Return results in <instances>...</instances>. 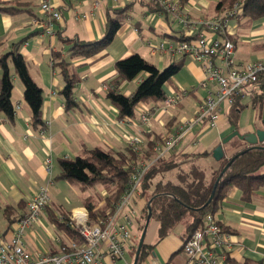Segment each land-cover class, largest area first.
Returning <instances> with one entry per match:
<instances>
[{"label":"crops","instance_id":"1","mask_svg":"<svg viewBox=\"0 0 264 264\" xmlns=\"http://www.w3.org/2000/svg\"><path fill=\"white\" fill-rule=\"evenodd\" d=\"M1 1H21L26 4V9L16 14L0 13V53L7 52L12 43L22 42L20 52L30 75L43 90L42 117L46 128L38 131L32 127L31 111L24 99L23 85L11 67V73L14 74L12 102L16 109L13 121L0 112V237L12 241L15 225L27 213L28 202L39 187L48 186L50 204L39 220L25 230L23 242L35 256L56 254L63 244L69 246L74 238L65 230L58 229L52 217L61 220L63 214L72 215L83 210L88 212L86 203L89 199L96 201L99 208L107 196L101 185H97L102 189L101 194L95 196L92 189L96 186L86 187L60 179V160L75 159L86 150L96 148L126 152L128 144L135 138L141 141L135 161L148 158L146 156H150L151 151L169 133L194 118L198 104L208 93L201 87L206 74L201 64L187 55L173 56L167 50L157 53L152 51L150 43H178L184 34L174 22L172 13L165 15L151 11L149 6L154 4L150 0H49L61 11L62 16L56 26V36L53 37L46 36L39 25L32 23L34 18L41 15L42 0ZM174 2L192 19L201 20L216 17L213 5L219 0H194L186 5H182L181 0ZM124 9L126 20L106 49L91 58L69 57V45L62 39L76 38L86 42L100 40L107 32L108 14ZM229 27V33H235L230 38L235 44L236 67L264 61V18L246 27L244 24L241 27L240 23L232 19ZM57 53L67 59L72 72L78 77L74 87L76 106L73 108H67L62 94L65 81L61 67L54 65V55ZM134 54L141 55L160 70L181 62L178 73L165 85L166 97L187 92L176 108L166 111L163 101L142 102L136 106L133 118H119V110L107 99L104 86L116 76V63ZM2 75L3 71L0 70V78ZM147 76V73H142L132 81L123 82L120 92L126 96L132 95ZM250 98V94H246L241 99L243 108L233 122L230 118L232 106H225L216 128H211L205 122L196 124L169 153V157L210 151L209 157L198 162L210 176L211 170L218 166L213 151L224 138L235 130L243 134L263 128L264 107L255 108ZM152 108L151 122L147 126L141 123V118ZM224 150L225 157H228L230 149L225 145ZM48 159L52 160L50 168L46 163ZM171 179L173 181L174 177ZM142 194L135 206V222L140 226L138 216L144 224L148 209V197ZM6 208H9L7 212ZM214 218L229 234L227 259L220 264H228V259L234 264H264V188L257 191L250 201L243 199L238 188H231L214 213ZM151 223L154 226L148 241L144 242L147 248L142 263L189 264L183 252L187 235L185 226L175 227L160 240L159 224L153 220ZM134 259V252L129 251L115 263L107 260L106 264H133Z\"/></svg>","mask_w":264,"mask_h":264},{"label":"trees","instance_id":"2","mask_svg":"<svg viewBox=\"0 0 264 264\" xmlns=\"http://www.w3.org/2000/svg\"><path fill=\"white\" fill-rule=\"evenodd\" d=\"M192 1L194 0H181V3L186 5ZM242 1L241 14L233 16V19L240 23L241 27L243 24L246 27L264 18V0H219L213 5L215 16H222ZM149 8L151 11L169 15V12L159 5H150ZM23 9H26V4L21 1L5 3L0 0V13L13 15ZM125 11L126 9L108 14L107 32L100 40L86 42L76 38L62 39L64 43L69 45L68 51L71 52L69 57L83 56L91 58L100 54L112 43L116 33L124 24L126 20ZM185 39V37L182 38V40ZM21 44L22 42L12 43L7 52L0 53V70L3 71L0 78V112L5 114L9 121H13L16 111L12 102L13 75L15 74L24 88V99L31 111L32 127L38 131H43L46 128V123L42 117L43 90L30 75L27 63L20 52ZM54 58V65L61 67V74L65 81L62 94L66 106L67 108H73L76 106L74 87L78 77L75 72H72L71 64L61 53L55 54ZM181 66V62H175L160 70L141 55H131L116 63L117 74L106 83V97L119 110L120 119L133 118L138 104L142 102H160L166 99L165 85L178 73ZM11 67L14 68V74L11 73ZM142 73H147L148 76L139 84L132 95L126 96L120 92V85L123 82L132 81ZM248 90L251 92V103L255 108L262 109L264 107V76L261 77L257 85L251 86ZM241 99L242 95L237 96L232 105L233 112L230 117L232 122L237 117V113L241 112L243 108ZM153 110L152 108L150 112H153ZM236 140L238 139L235 138L234 142L226 145L230 149L229 156L218 162V166L211 170L210 176L205 169L198 165L201 159L210 156V151L179 154L170 157L168 154L166 158L160 160L149 170L141 184V188L142 192L148 197L147 202L152 214L151 220L159 224L160 240L168 236L178 224L185 226L186 239L196 230L201 229L204 217L207 214L214 215L231 188H238L246 201H250L257 191L264 188V149H251L233 161L221 178L212 201L209 202L221 171L234 156L248 148L245 147L246 143ZM136 153L130 147L126 152L96 148L86 150L75 159L64 158L60 160V179L86 187L102 185L107 192L105 203L101 207L97 208L96 201H91V199L86 203L91 224L107 216V213L112 212L114 205L123 196L133 166L136 163ZM149 155L146 157L155 155V150L153 149ZM172 176L174 177L173 181ZM8 209L6 208V212ZM70 216L69 214H63L61 220L55 216L52 217V222L56 224L58 229L69 233L74 238L75 243L81 245L83 241L78 230L69 224ZM147 216L148 209L144 216V224ZM222 228L228 233L226 228L223 226ZM146 248L147 246L144 244L139 263L146 257ZM70 250L69 246L63 244L58 253ZM227 262L228 264H234L229 259Z\"/></svg>","mask_w":264,"mask_h":264},{"label":"built area","instance_id":"3","mask_svg":"<svg viewBox=\"0 0 264 264\" xmlns=\"http://www.w3.org/2000/svg\"><path fill=\"white\" fill-rule=\"evenodd\" d=\"M150 1L173 14L174 22L186 38L174 44L150 43L152 51L157 53L167 50L173 56L187 55L200 63L206 74L201 82V87L208 92L206 98L198 104L193 119L169 133L156 146L155 155L139 159L135 163L128 186L112 212L92 224L86 210L76 211L70 216L69 224L78 230L83 241L81 245L72 241L70 251L41 256L33 255L25 247V230L39 220L41 213L50 204L49 187L41 186L28 202L25 216L16 223L12 241L0 237V264H106L107 260L115 263L127 252H135L137 244L132 233L137 214L135 206L143 195L141 184L146 174L166 158L196 124L205 122L211 128H216L225 106H232L239 95L242 98L249 95L251 92L248 89L257 85L264 76V61L248 63L241 68L235 64V44L230 38L235 33H229V24L235 14H241L243 1L222 16L201 20L192 19L174 0ZM40 9L41 15L34 18L32 23L39 25L46 36H56V26L62 18L61 11L49 0H42ZM104 87L107 89V86ZM186 94V91H182L167 96L163 101V109L167 111L176 108ZM150 122L151 112L147 111L143 114L141 123L148 126ZM128 145L137 152L141 141L135 138ZM46 163L50 168L52 160L48 159ZM228 246L229 234L223 230L214 215L207 214L202 228L185 239L183 252L189 264H220L227 259ZM138 264L157 263L149 261Z\"/></svg>","mask_w":264,"mask_h":264},{"label":"water","instance_id":"4","mask_svg":"<svg viewBox=\"0 0 264 264\" xmlns=\"http://www.w3.org/2000/svg\"><path fill=\"white\" fill-rule=\"evenodd\" d=\"M262 125L263 128L261 129H257L254 132H246V133H241L239 130H235L234 132H232L229 136H227L226 138H224L221 142L220 145H218L214 151H213V157L214 159L219 162L220 160H222L225 157V150H224V146L229 144L233 139L237 138L240 141L246 143L249 147L241 152L240 154H237L236 156H234L229 162L228 164L224 167V169L221 171L220 175L218 176L216 183H215V187L213 190V193L211 195V198L209 200V202L212 201L214 195H215V191L217 189V186L221 180V178L223 177V175L225 174V172L229 169V167L231 166V164L233 163V161L239 157L240 155H242L243 153L251 150V149H264V120H262ZM150 205V204H149ZM151 218H152V214H151V209L150 206H148V216L142 231V235L140 237L139 240V244L136 250V254H135V259L133 264H138L140 256H141V252H142V248L144 246V242H145V237L147 234V230L149 227V224L151 222ZM149 255V254H148Z\"/></svg>","mask_w":264,"mask_h":264},{"label":"rangeland","instance_id":"5","mask_svg":"<svg viewBox=\"0 0 264 264\" xmlns=\"http://www.w3.org/2000/svg\"><path fill=\"white\" fill-rule=\"evenodd\" d=\"M246 101H248V100H244V102H246ZM98 187L99 186H96V187H94V189H92V191L95 193V196H97L96 194L99 195L102 192V189L101 188L99 189ZM102 187H104V186H102ZM146 213H147V210H146ZM138 220H140L141 226L137 223V221L134 222V224H133V232H132L133 236L136 237L137 244L139 243L140 237L142 235L141 227H142V224H143V222L141 223L142 220H141L140 216H138ZM153 226H154L153 223L149 224V227H148V230H147L148 232H147V235L145 237V241H148L149 233H150V230L153 228ZM179 226H182V224H178L176 227L178 228Z\"/></svg>","mask_w":264,"mask_h":264},{"label":"flooded vegetation","instance_id":"6","mask_svg":"<svg viewBox=\"0 0 264 264\" xmlns=\"http://www.w3.org/2000/svg\"><path fill=\"white\" fill-rule=\"evenodd\" d=\"M139 244V243H138ZM138 247V246H137ZM136 250H137V248H136ZM136 254V253H135ZM139 263V262H138Z\"/></svg>","mask_w":264,"mask_h":264},{"label":"bare ground","instance_id":"7","mask_svg":"<svg viewBox=\"0 0 264 264\" xmlns=\"http://www.w3.org/2000/svg\"><path fill=\"white\" fill-rule=\"evenodd\" d=\"M80 212V211H79Z\"/></svg>","mask_w":264,"mask_h":264}]
</instances>
